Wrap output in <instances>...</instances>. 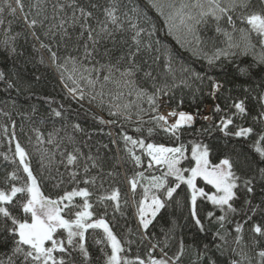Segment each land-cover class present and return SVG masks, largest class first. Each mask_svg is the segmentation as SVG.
I'll return each mask as SVG.
<instances>
[{"label":"snow or ice","instance_id":"obj_1","mask_svg":"<svg viewBox=\"0 0 264 264\" xmlns=\"http://www.w3.org/2000/svg\"><path fill=\"white\" fill-rule=\"evenodd\" d=\"M14 2L15 7L4 0L5 6L0 7V14L7 11L9 15L15 16L19 9L28 28L32 30V35L39 40L35 29L38 24L43 27L44 21L49 19L46 8L42 4L33 5L32 7L37 9L36 16L29 19L30 14L24 12L23 0ZM149 4L164 19L170 35L177 32L182 34L177 37L178 42L181 39L189 45L195 42L193 54L204 59L210 68L231 63L238 75L251 77L255 68L264 66V0H257L255 6L252 0H180L179 4L176 0H149ZM98 7L100 6L96 3L90 4L91 9ZM52 8V18L59 20V23H53L45 36L50 35L55 39L59 34L62 42L69 36L66 25H78L81 38L87 35L83 44V55L73 56L69 53L64 57L63 63H58L59 57L49 45L40 43L41 48H47L51 53L52 64L60 72V81L72 99L77 103L87 100L89 104L98 105L101 109L107 107L109 116L128 122L133 114L131 109L135 107L137 122L140 125L134 129L135 132L141 133L144 131L142 125L151 123L153 127L146 129L149 137L159 129L174 143L172 146H166L149 142L146 138L120 134L125 152V157L121 159L130 163L134 169V174L128 178L127 183L132 194L131 204L135 210L137 224L135 232L129 230L124 238H120L114 231L113 222L117 213L121 217L125 216L124 208L129 201L122 200L118 186L106 189L101 183L100 191L97 192L98 177L89 173L93 168L102 171L101 164L97 162L98 158L94 159L90 155L84 158L78 148L62 152L60 163L65 168V180V173H60L59 169L56 170L55 176L53 175L51 158L48 165H45V157L42 154L38 176L31 166L29 152L13 134L10 140L16 142L10 163L15 167L0 180V244L10 248L11 254L7 260L0 259V264H179L183 243L181 242L180 250L174 257L157 259L153 256V251L160 242H153L155 238L149 236V228L164 210L175 205L182 214L187 213V218L204 232L199 201L210 204L214 209L208 211L205 218L218 224L215 236L222 243L217 245V249L223 253L228 246L226 224H231L233 221L230 217L239 211L235 203L240 199L241 192L245 194L246 211L243 214L244 222L235 224L234 243L237 247L231 248L234 256L239 259L233 258L230 264H264V246H260L264 241V200L253 206L251 199L257 184L264 193V79L260 80L256 88H244L243 97L233 96L231 90L226 88V81L217 80L212 76L205 78L200 73L180 66L179 71L187 74L181 80L185 87H191L189 81L193 78L201 84L207 79L210 85L207 95L213 101H223L214 103L210 114L200 116L207 125L197 129V133L209 137L219 133L224 138L247 141L250 149L249 153L244 154L243 160L223 155L218 157L217 162H212L211 146L203 141H191L189 156V147L181 140L182 130L191 128L200 113L198 111L193 114L177 109L169 111L167 115L159 113L163 103L162 97L169 96L175 85L158 86L157 77L151 71H144L136 61L142 48L152 50L150 39L145 41L143 36L150 38L154 34L142 26L147 24L148 20L139 7L133 6L129 9L127 5H122L121 0H107V4L102 8L103 19L95 17L94 12L81 6L78 0H69L67 4L56 3ZM65 8L72 9L71 16L60 15ZM41 16L43 19L37 18ZM93 20L95 26L91 23ZM222 21L226 26H222ZM3 23V19H0V25ZM210 24H214L215 34L202 36L201 32ZM124 32L131 33V45L126 56L122 54L115 64L96 60L101 41L110 40L115 44L117 34ZM14 39L15 37H11L3 42L10 55L16 54L14 43L11 42ZM121 41L126 43L122 37ZM88 42H91V45ZM110 51L105 49L103 56H109ZM156 51L159 52L160 49L157 48ZM243 56H251L253 63L241 67L236 61ZM156 59L159 60V56ZM85 60L91 67L85 65ZM40 62L43 63V60ZM164 69L175 80L176 69L171 60L165 63ZM141 72L143 78L152 83L154 91L151 93L137 84V76ZM0 81H3L8 89L15 87V80L3 71H0ZM109 85L113 86L112 89L105 91ZM199 90L197 88L195 91ZM193 94L195 95V92ZM125 96H134L135 100L122 102ZM249 98L256 101L259 112L252 116L256 124L245 126L243 121L250 115L247 105ZM145 101L149 105L148 109L142 108L138 103ZM179 103L182 105L183 100ZM32 111L36 112L35 107ZM149 112L153 115H150L148 121H143L142 114L148 115ZM50 115L63 118L65 114L52 107ZM169 117L174 120L170 122ZM99 123L116 124L117 120L100 118ZM72 128L74 131H83L79 124H73ZM58 131L49 133L47 141L37 132L36 140L59 147L56 143ZM4 132L7 134V128ZM67 138L72 141L71 136ZM249 156L252 157L251 160ZM4 159L8 161L9 157L5 155ZM80 159L91 163L85 162L82 170H78ZM241 164L247 166V173L243 172ZM136 169L142 170L135 171ZM45 171L47 176L44 175ZM113 175V172H108L109 177ZM41 177L55 180V195L45 193ZM200 181H203V186H200ZM182 186L186 188L183 201L177 199L178 190ZM138 189L142 190V194L137 199ZM109 208L112 209V221L107 218ZM216 211L220 214L216 215ZM257 215L260 216L259 220L255 219ZM245 225L252 233L251 245L243 244ZM132 236L139 237V243L149 241L151 247L148 250V259L140 255H128L131 245L137 242ZM165 236L164 248L168 247L167 239L170 238L167 233ZM90 239L99 253L95 258L89 247ZM164 248L160 251L167 257ZM209 251L206 245L200 258L205 260V264H215L208 254ZM250 252L253 255H249Z\"/></svg>","mask_w":264,"mask_h":264},{"label":"trees","instance_id":"obj_2","mask_svg":"<svg viewBox=\"0 0 264 264\" xmlns=\"http://www.w3.org/2000/svg\"><path fill=\"white\" fill-rule=\"evenodd\" d=\"M68 2L69 0H23L24 12L30 14L29 19L36 16L37 9L32 7L33 5L42 4L47 10L49 19L44 21L43 27L38 24L35 29L39 40L32 35V30L28 28L24 21V15L19 9H17L15 16L9 15L7 11L0 14V19L4 21L0 25V71L5 72L10 78L15 80V87L12 89H8L5 83L0 81V180H2L7 172L15 167L14 164L10 163L15 151L16 142L10 140L13 134L29 152L31 166L34 173L38 176L41 171L42 154L45 157V165H48L49 158H51V169L55 176L57 169H59L60 173H65L64 165L60 163L61 153L78 148L82 157L86 158L90 155L94 159L98 158L97 162L102 166V171L93 168L90 169L89 173L91 176L98 177L96 181L97 192L100 191L99 186L101 183H103L106 189L118 186L121 189L122 200L127 199L129 201L127 207L124 208L125 216L121 217L117 213L115 221L113 222L114 231L118 237L124 238L129 230L132 232L136 231L137 224L134 215L135 210L131 204L132 194L129 191L127 183L128 178L134 174V169L130 163H125L121 159L125 157V152L124 142L120 134L126 133L134 138H146L149 142L161 143L166 146H172L174 141L159 129L149 137L146 129L153 127L151 123H144L142 125L144 131L141 133L135 132L134 129L140 126L137 122L135 107L131 109L133 114L131 121L128 122L109 116L107 107L101 109L98 105L89 104L87 100L77 103L67 93V90L60 81V72L52 64L51 53L47 48H41L40 43L43 42L49 45L52 51L57 53L59 57L58 63H63L64 57L69 53L73 56L83 55V44L87 40V35L85 34L82 38L79 36L80 28L78 25L74 27L66 25L69 36L65 37L62 42L60 41L59 34H57L55 39L50 35L45 36L48 28L53 23H59V20L52 18V6L56 3L67 4ZM78 2L81 6L92 10L95 17L103 19L102 8L107 4V0H78ZM176 2L179 4L180 0H176ZM7 3L15 7L14 0H7ZM91 3H96L100 7L91 9ZM121 3L122 5H127L129 9L133 6H138L148 20V23L142 24V26L154 32L150 38L147 35L143 36L145 41L150 39L152 50L149 51L147 48H142V51L136 57V61L144 71H151L157 77L156 83L158 86L164 84H168L169 86L175 85V87H172L169 96L162 97V100L165 101V107L171 110L177 109L178 111L182 110L193 114H196L198 111L200 113V115H197L195 124L191 128L182 130L181 140L189 147V156L191 148L190 142L203 141L208 143L212 148L210 156L212 162H217L218 157H222L223 155H231L233 159L239 157L240 160H243L244 154L250 152L248 147L249 142L238 141L235 138H224L219 133H216L214 137L197 133V129L207 125V122L202 120L200 116L210 114L213 104L216 102L223 103V101H213L207 95L210 91V85L207 79L201 84L200 81L193 78L189 81L191 87H185L181 83V80L187 74H182L179 68L182 65L192 72L200 73L205 78L212 76L217 80L226 81V88L231 90L233 96L243 97L244 88H256L260 80L264 79V70H262L264 66L255 68L251 77L238 75L231 63L210 68L204 59L193 54L195 47L194 41L191 45L183 39L178 42L177 37H181V33L169 34L164 19L150 6L149 0H121ZM252 3L255 6L257 0H252ZM4 6V0H0V7ZM60 15L69 17L72 15V9L65 8V11L60 13ZM37 18L43 19L42 16ZM91 23L95 26V20L91 21ZM221 24L222 26H226L223 24V21ZM214 34V24H210L206 30L201 32L202 36H213ZM130 35V32L118 33L115 44L110 40L101 41L98 45L99 54L96 56V60H99L101 63H108L110 61L115 64L122 54L126 56L129 45H131ZM11 37H15L14 41H11L16 48L15 55H10L6 51L3 43ZM121 37L126 43L121 41ZM88 43L91 45V42ZM157 48L160 49L159 52L156 51ZM105 49L111 50L109 56H103ZM208 51L211 54L210 48ZM157 56H159V60L156 59ZM41 60H43V63L40 62ZM168 60L172 61L173 67L176 69L174 73L175 80L164 69V65ZM83 62L85 65L91 67L88 61L85 60ZM236 63L243 67L244 65L253 63V59L251 56H243ZM123 65L124 62L121 63L122 67ZM68 83L71 86V82L68 81ZM137 84L147 89L149 93L154 91L151 81L145 80L142 72L137 76ZM112 87V85H109L105 91L112 89ZM197 88L200 90L195 91ZM194 92L195 95L193 94ZM181 99L183 100L182 105L179 103ZM127 100H135V97L125 96L122 102H126ZM138 103L144 109L149 108L146 101ZM247 105L250 115L243 123L245 126L255 125L256 122L252 120V116H256L259 112L256 101L249 98ZM33 107H35L36 112L32 111ZM52 107L63 111L65 114L64 117L55 118L50 115ZM206 109H208L207 113L205 112ZM150 115H153V113L149 112L148 115L142 114L143 121H148ZM100 118L104 120L116 119L117 123L101 124L99 123ZM73 124H79L83 131H74L72 128ZM5 128H7V134L4 132ZM56 130H59L56 134V143L59 144V147L46 142L39 143L36 140L37 132L47 141L49 133L56 132ZM68 136L72 137V141H69ZM5 155L9 157L8 161L4 159ZM251 158L249 156L250 160ZM85 162L91 163V161L80 159L78 162V170H82ZM187 163L186 161L185 166H187ZM241 168L243 172H248L246 165L241 164ZM140 170L142 169H136L135 171ZM110 171L114 173L111 177L108 176V172ZM248 174L250 175L251 173ZM44 175H48L47 171H45ZM41 179L45 193L55 195L57 192V189L53 188L55 180H46L44 177H41ZM64 179L67 180L66 173ZM199 184L203 186V181H200ZM178 192L177 199L183 201L186 193L185 186H182ZM141 194L142 190L138 189L137 199ZM244 199L245 194L241 192L240 199L235 203L239 211L230 217L233 222L226 224L228 246L223 253L217 249V245L222 243L215 236L218 224L210 222L205 218L206 213L208 211H214V209L210 204L199 201L200 218L204 223L205 231L201 232L190 218H187V213L182 214L181 210L173 205L164 210L162 215L149 228V236L155 238L153 242H160L159 246L153 251V256L157 259L174 257L179 252L182 242L184 248L179 264H205V260L200 257L204 253L206 245L210 250L208 254L215 261V264H230L233 258L239 259V257L234 256L231 248L237 247L234 243L236 233L233 229L235 224L244 222L243 214L246 211ZM251 199L253 206L260 204L264 200V193L261 192L259 184L256 185L255 194ZM219 214V211H216V215ZM107 218L112 221L111 208H109ZM255 219L259 220L260 216L257 215ZM166 233L170 238L167 239L168 247L164 248ZM131 238L137 242L131 245V252L128 255L131 257L140 255L142 258L148 259V250L151 247L149 241L144 240L143 243H139V237L132 236ZM251 243L252 233L248 230V226L245 225L243 244L251 245ZM260 246H264V241L261 242ZM89 247L94 258L99 255L91 239L89 240ZM161 248H164V251L167 252V257L163 256L160 251ZM10 254V248L0 244V259L7 260ZM249 255H253V253L250 252Z\"/></svg>","mask_w":264,"mask_h":264},{"label":"built area","instance_id":"obj_3","mask_svg":"<svg viewBox=\"0 0 264 264\" xmlns=\"http://www.w3.org/2000/svg\"><path fill=\"white\" fill-rule=\"evenodd\" d=\"M162 101H163V103H162V106L159 108V113L167 115V113L170 110L167 107H165V101L164 100H162ZM169 120H170V122H172V118L171 117H169Z\"/></svg>","mask_w":264,"mask_h":264},{"label":"rangeland","instance_id":"obj_4","mask_svg":"<svg viewBox=\"0 0 264 264\" xmlns=\"http://www.w3.org/2000/svg\"><path fill=\"white\" fill-rule=\"evenodd\" d=\"M205 112L207 113L208 112V109H206Z\"/></svg>","mask_w":264,"mask_h":264}]
</instances>
